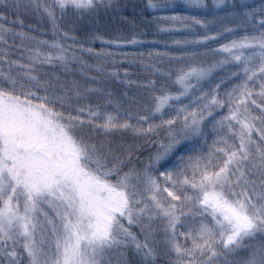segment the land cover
Wrapping results in <instances>:
<instances>
[{"label": "snow or ice", "instance_id": "snow-or-ice-1", "mask_svg": "<svg viewBox=\"0 0 264 264\" xmlns=\"http://www.w3.org/2000/svg\"><path fill=\"white\" fill-rule=\"evenodd\" d=\"M0 4L4 11H18L22 6L35 9L47 19L53 37L37 40L16 33L35 47L26 49L27 63L12 62L22 71L14 74L10 67L7 73L0 72V257L6 264H110L109 253L123 255L120 250L129 245L141 257L140 264H156V245L161 242L166 255L174 254L170 264H218L222 255L242 248L246 238L264 234V2L183 0L187 10L203 11L212 20L180 15L159 18L172 25L179 23L189 32V20L205 32L208 24L220 22L222 31L215 35L174 41L182 48L207 46L225 34L235 38L203 53L221 57L207 65L192 62L167 72L152 66L168 79L175 75L177 92L161 85L159 94H153L150 114L138 118V124H147V128L133 127L127 120L121 123L111 112H102L101 105L73 104L74 99L79 102L88 92L99 90H76L69 95L60 85L57 93V84L44 79L40 71L44 65L67 69L80 61L73 45L66 44L69 40L75 44L76 37L62 31L59 20L69 11L82 17L112 10L116 7L113 0H27L23 5L20 0H0ZM145 7L155 12L173 5L148 0ZM5 19L0 15V20ZM225 20L235 27H228ZM10 34L12 30L0 23V42L7 43ZM103 43L123 48L142 41L134 36ZM86 51L105 63L115 56L103 49ZM137 55L144 53L132 54L133 58ZM147 55L162 58L170 53L150 51ZM196 55L183 52L170 58L181 61ZM226 65L237 68L227 81L239 83L221 94L222 78L204 91L203 82H211L213 73ZM155 86L156 81L149 83L152 89ZM196 92L199 97L183 103ZM174 106L175 115L165 119ZM65 108L74 109L75 114H66ZM225 108L227 112L216 118L217 110ZM253 110L259 115H253ZM157 116L159 123L149 122ZM209 119L214 120L216 138L208 152L190 156L186 162L179 157L181 166H174L178 171L164 167L182 139L203 135L202 126ZM85 125L104 133L132 129L145 136L164 128L167 143L159 144L142 169L122 172L123 159L114 158L109 165L110 150L102 151V145L77 137L75 130ZM154 172L163 178V187ZM41 204L54 217L42 212ZM38 211L43 221L37 219ZM155 221H160L159 229L152 227ZM132 225L140 228L143 240L131 231ZM158 232L163 237L160 242ZM244 264H264V246L254 250Z\"/></svg>", "mask_w": 264, "mask_h": 264}, {"label": "trees", "instance_id": "trees-1", "mask_svg": "<svg viewBox=\"0 0 264 264\" xmlns=\"http://www.w3.org/2000/svg\"><path fill=\"white\" fill-rule=\"evenodd\" d=\"M121 1L120 5L108 11L101 10L99 13L90 14V16H82L80 22H75V17L73 14H70L66 17V20L58 21L62 31L69 32L70 35L73 34H89V39H95L99 42L95 45L92 43L93 47L91 48L93 52H101L104 50L103 41H111L117 38H128L131 39L135 36L136 39L146 43L144 47L146 51H152V49L157 50L156 52H168L170 56H165L162 58L156 57H146L140 58V60L135 56L133 58L131 51H124L123 53H128L129 55L125 57L120 55L119 62L112 63V60L118 56H114L108 59V62H104L102 59L97 58L93 55H90L86 50L89 49L84 45H79L77 42L73 45L76 54L80 57V61L69 64L68 68L63 67H50L45 66L41 71L44 79H50L53 83L57 84L56 91L59 93L61 91L60 85L68 91V94L71 95L74 91L78 90L81 93H84L86 89H94L99 91H91L86 94L87 98L77 102L73 100V104H92V105H101V110H105V106H108L109 100H111V106H113L114 111L118 113L123 112L124 118L127 120L133 127L142 126L147 128V124L139 123V116L149 115L152 105V96L153 94H159L161 85H164L165 88L172 92H177V86L173 83L175 81V75L171 76V79L163 77L159 72L155 71V68H158L160 72H167L169 70H174L175 68L183 65L195 62L197 64L203 63L205 65L218 61L221 59L220 56H213L211 53L208 55H203V53L208 52V49H216L220 47V44L227 43L230 39L228 34H225V38L218 41H210L207 46H189L182 48L179 45H176L174 41L185 39H195L201 35H210V33L216 34L218 30L222 31V26L219 21L215 24H208V30H205L198 24L190 23L189 28L191 32L186 31L184 26L180 24L179 29L176 31L170 32H161V28H169V23L159 20V15H155L151 12V9H147L145 5L148 0H113L115 2ZM157 0H153L155 2ZM209 4L210 0H206ZM15 3V1H14ZM23 8V6H22ZM111 11V12H110ZM1 14H5L0 12ZM192 13V14H191ZM189 13V16H196L203 21H210L212 17L210 14H206L203 11L192 10ZM188 14H182L185 16ZM219 15L223 16L224 13L220 12ZM155 18V19H154ZM73 21V22H68ZM228 27H235L234 24L225 20L223 22ZM73 24V25H72ZM189 24V23H187ZM41 25L40 27H42ZM172 28V27H171ZM40 31L41 30L40 28ZM46 32L48 31L45 30ZM194 33L195 35H193ZM42 35V34H41ZM99 37V39H97ZM234 38V37H233ZM102 41V43H100ZM163 43L162 48H156L153 43ZM67 44V42H66ZM72 45V44H71ZM143 46V44H142ZM105 51V50H104ZM107 51V50H106ZM111 50L110 52H112ZM131 52V53H130ZM183 52L188 53H198L194 59H185L181 61L172 60L170 57H179ZM117 53V52H113ZM121 59V60H120ZM135 60V61H134ZM127 63H133V65L128 66ZM101 68V71H97V68ZM231 68H235L234 71H237V68L234 65H229L223 69H217L211 78V82L205 81L203 84H213L212 87H215L217 83H220L221 79H225V83L220 88V93L223 94L228 88H231L233 84L239 83L238 80H232L230 83L227 81V78L231 75ZM122 70L128 71L132 75V79H124V74ZM14 71L13 73L15 74ZM117 73L116 76H112L111 73ZM47 73V75H44ZM58 77V80L56 78ZM151 81H156L155 89L149 87ZM202 84V85H203ZM258 90V87H257ZM51 91V90H50ZM210 91V90H207ZM43 95V92L38 93ZM108 94H111L110 96ZM195 98H188V102H192ZM259 102V101H258ZM109 106V107H111ZM64 111L71 112L75 114L74 109L65 108ZM227 112L225 108L223 111L217 110L216 118L224 115ZM254 115H259L258 110H253ZM211 121V120H208ZM214 121V120H212ZM150 123H158L157 121H149ZM209 123V122H208ZM213 124L209 123L202 126L203 134H207V139H201L198 141L197 147L192 151L191 156L195 157L196 155L206 154L209 150L210 145L213 140L216 138V133L213 131ZM179 128V126H177ZM93 129L92 126H84L83 130L85 132ZM81 130V129H79ZM79 130L77 133H79ZM226 131V130H225ZM200 137V136H199ZM193 137L192 142H195L199 139ZM83 138V137H82ZM95 139L99 140L101 144L106 146L108 149H115L114 143H120L123 150V154H118V158L125 161L122 172H127L133 167L137 170L143 168L144 164L147 163V159L150 155L154 154L161 142L167 143L166 139V129L161 128L157 129L154 133L145 136L137 135L132 129H126L125 132L121 130H116L115 135L112 134L106 136L99 135L95 136ZM191 139V138H189ZM86 141V139H84ZM190 142L187 141V138L182 139L181 142L176 146V151L184 149L186 144ZM105 148L102 149L104 151ZM130 154V156H129ZM179 154V153H178ZM115 157V158H117ZM184 161L187 160L190 155H182ZM114 161L109 158V165ZM168 162V161H167ZM181 162V161H180ZM115 179V178H113ZM157 223V224H156ZM152 227L159 229L160 222L155 221ZM131 231L135 233L138 239L143 240V236L140 234V228L132 225ZM160 232L157 233L156 239H160ZM264 234H257L254 238L246 239L244 246L238 249L234 253L228 254L226 257L221 256L219 258L218 264H224V261L227 260L228 264H244L252 254V252L258 249L261 246H264V239L262 236ZM22 250V249H18ZM123 255L119 251L112 252V256L115 257L118 262L117 264H140L141 257L136 254L135 248L133 245H129L125 249H121ZM157 261L156 264H170V257H165L164 254L157 252ZM0 264H6V261L3 257H0Z\"/></svg>", "mask_w": 264, "mask_h": 264}, {"label": "rangeland", "instance_id": "rangeland-1", "mask_svg": "<svg viewBox=\"0 0 264 264\" xmlns=\"http://www.w3.org/2000/svg\"><path fill=\"white\" fill-rule=\"evenodd\" d=\"M14 1L15 0H11L12 3H14ZM5 2H8V0H5ZM117 2L118 3L115 2L116 6H118V4H119L120 8H121V3L122 2L121 1H117ZM205 2L207 3L206 0H205ZM234 2L239 3V0H234ZM249 2H253L255 4H259L261 2H264V0H249ZM20 3L22 5L26 4L27 0H20ZM153 3H157V4L170 3V4L173 5L172 8H167V9H164V10H157L155 12H153L151 10V12L153 14L159 15V16H162V17H164V16H173V15L182 16V14H188V16H189V13L192 12V10H187L185 8V6L183 4V0H157V1L153 2ZM209 4H211V0H210ZM3 9H4L3 4H0V12L5 13V14H1L0 13V15H4L6 17L5 20H0V23L4 24L5 27L10 28L12 30V34H10V35H8L6 37L7 43L0 42V72L7 73L10 70V67H11L12 72H14V71H22V69L16 68L15 65L12 64V62L13 61H17L19 63H27V60L25 59V57L29 53L26 51V49L27 48H34L35 47V43L32 42V41H29V40H22L18 35H15V34L19 33V32H23L26 35H30V36L35 37L37 40H48V41H51L53 39L52 33H51V26L48 23L47 19L45 17H43L40 13L36 12L35 9H33V8H25V7L22 8L21 7L18 11L16 9H14V8L11 11H4ZM70 14H73V13L71 11H69L64 16V18L61 19L60 21L66 20V17L69 16ZM84 16L87 17V16H90V15L89 14H85ZM185 16H187V15H185ZM190 16H192V15H190ZM74 17H75V22L76 23L80 22L79 16L74 15ZM68 22H73V21H68ZM168 23H169V26H170L169 28L172 27L174 29L180 30L179 29V27H180L179 23L175 24V25H172L170 22H168ZM187 23H189L188 25H190V23L192 24V21L189 20V21H187ZM41 25H43V26L40 27ZM40 28L43 31H40ZM47 29H48V31L46 32L45 30H47ZM174 31H176V30H174ZM210 35H215V34L210 33ZM72 36L76 37L77 44L84 45L87 48H92L93 47L92 43H94L96 45L99 42L98 40H96V43H95L94 42L95 39H89L88 38L89 34H87V33L81 34V35L75 33ZM231 38H233V37H230V39ZM100 43H102V41ZM67 44L75 45V44H73V42L71 40L67 41ZM142 44H143V46H142ZM152 45L154 47H156V48H159V47L162 48L163 43H158L157 44L155 42ZM145 46H146V43H141V44L136 45V46L125 45L123 48H115V47H113V46H111L109 44H104L103 43V47H104L105 51L107 50L108 52H110L111 50H113L112 52H117V53H115V55L118 56V57L115 58V62H119V58H121L119 56L124 51H131L133 54L134 53L138 54V53L142 52V53H144V56L142 58L148 57L147 54L149 53V51L145 50V48H144ZM156 51L157 50H155V49L153 50L152 49V52H156ZM137 58L140 60L141 57L139 58L138 55H137ZM133 63L136 64L138 62H132V63H127L126 62V64L128 66L133 65ZM45 66H48V65L42 66L40 70H42ZM228 66L229 65H226L225 67H228ZM234 69L235 68H231L232 71H234ZM122 73L124 74V79H126V80L132 79V75L128 71L122 70ZM212 85L213 84H211V83L205 84V85L203 84L202 88H203L204 91L211 90L212 88H214V87H212ZM199 96H200V92H196L195 96L192 97V98H196V97H199ZM188 101L189 100L183 99V103L184 104L191 103V102H188ZM107 105L108 106H105V110L104 111H102L101 109L100 110L102 112H105V111L106 112H111L113 115H116L119 118L121 123H123L125 121L124 113L123 112L118 113L119 110L116 112V111L113 110V106H111L109 104H107ZM109 106H111V107H109ZM66 112L67 111H65V113ZM172 115H175V106L173 107V109L169 113H167L165 115L164 118L165 119H169ZM209 120H211V121H207L203 125H206V124L209 125V123L214 122V121H212V119H209ZM151 121H154V122L157 121L159 123L160 122L159 116H157L154 120H151ZM86 126H88V125H86ZM177 126L180 127V124L178 123ZM79 129H81V130H79ZM78 130H79V133H77ZM119 130H121L122 132H125V129H119ZM115 133H116V130H114V131H112L110 133H104L102 130H98V129L97 130L91 129V130L85 132V130H83V127L77 128L75 130V134L77 135V137H79V138L83 137L82 139H86V142H88V143H95L98 147H100L102 145L103 146L102 149L105 148V150H110L111 155L109 156V158L111 160H113V158L117 157L118 154H121V155L123 154V150H122V148H120L121 144L120 143H114L115 149H108L106 146L101 144V142H99V140L95 139L94 137L95 136L97 137V136H99L101 134L104 135V136H106V134H108V135L112 134L114 136ZM190 138L191 139L187 138V141L190 142V143L188 145L186 144V147L184 149L180 150V152L176 151L177 149L174 150L173 154L169 157L168 162L164 163V167L170 168V169H174V170L178 171V167L174 168V166H181V162H180V160L178 158L182 157V155H188V156L190 155L191 156L192 154H190V153H192V151L197 147L198 141L201 140V139H205L206 140L208 137H207V134H203L195 142H192L193 137H190ZM196 138L197 137H195V139ZM153 174L156 175L160 179L161 187H163L164 186L163 178L159 177V172H154ZM163 195L166 196V193L163 194ZM40 210L42 212H47L49 217H54V215H55L52 212V210L50 208H48V206L46 204H41L40 205ZM41 211L37 212V219L43 221L44 217L41 214ZM158 222H160V221H158ZM159 237H160V239H156L158 242L162 241V239H163L162 233L159 234ZM246 239H249V238H246ZM262 239H264V235L262 236ZM156 247H157V252L164 254L165 257L166 256L170 257V256L165 254V246L163 245L162 242L158 243L156 245ZM112 254L113 253H109V255H108V260L110 261V264L120 263L115 258V257H118V256L113 257ZM170 258H174V254Z\"/></svg>", "mask_w": 264, "mask_h": 264}]
</instances>
